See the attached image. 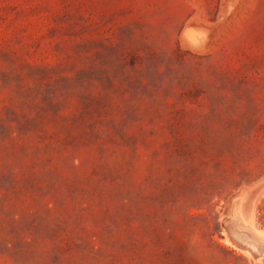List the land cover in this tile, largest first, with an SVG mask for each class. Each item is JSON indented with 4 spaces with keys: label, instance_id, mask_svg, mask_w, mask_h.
<instances>
[{
    "label": "rangeland",
    "instance_id": "1",
    "mask_svg": "<svg viewBox=\"0 0 264 264\" xmlns=\"http://www.w3.org/2000/svg\"><path fill=\"white\" fill-rule=\"evenodd\" d=\"M262 187L264 0H0V264H264Z\"/></svg>",
    "mask_w": 264,
    "mask_h": 264
},
{
    "label": "bare ground",
    "instance_id": "2",
    "mask_svg": "<svg viewBox=\"0 0 264 264\" xmlns=\"http://www.w3.org/2000/svg\"><path fill=\"white\" fill-rule=\"evenodd\" d=\"M264 193V187H262L261 188V190H260V192L258 193V195H257V198L256 199H258V197L259 196H261L262 194ZM249 194V193H248ZM252 201V200H251ZM241 203V202H240ZM250 207V206H249ZM238 210V213H234V215H236L238 218H240L241 220H239L238 218H237V221H239V222H237V224L236 225H238L239 223H241L243 226V228H245V239L246 240H251V239H256V240H259V241H264V231H261V230H256L255 228H254V226H253V212H251L250 213V215H249V213H248V215L249 216H244V214L242 213V210L240 209V208H238L237 209ZM249 211H250V208H249ZM236 219V218H235ZM235 219H233V220H235ZM248 225V226H247ZM236 230H238L237 228H236ZM240 231V230H239ZM238 231V232H239ZM241 232V231H240ZM243 232V231H242ZM243 232V233H244ZM242 234V233H241ZM241 234H240V236H241ZM224 242L227 244V245H230V246H232V247H234V245L229 241V240H227V239H225L224 240ZM236 248V247H235ZM262 254H264V253H262ZM256 261V260H255ZM256 262H261V260L260 261H256ZM263 263H264V261H263Z\"/></svg>",
    "mask_w": 264,
    "mask_h": 264
}]
</instances>
